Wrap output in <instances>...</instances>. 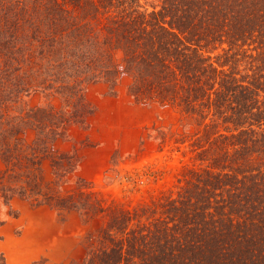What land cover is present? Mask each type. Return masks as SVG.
Wrapping results in <instances>:
<instances>
[{
    "label": "trees",
    "instance_id": "trees-1",
    "mask_svg": "<svg viewBox=\"0 0 264 264\" xmlns=\"http://www.w3.org/2000/svg\"><path fill=\"white\" fill-rule=\"evenodd\" d=\"M124 75L179 115L171 149L195 160L132 207L82 177L63 192L77 159L55 148L92 112L86 87ZM15 197L91 225L68 264H264V0H0V203Z\"/></svg>",
    "mask_w": 264,
    "mask_h": 264
},
{
    "label": "rangeland",
    "instance_id": "rangeland-1",
    "mask_svg": "<svg viewBox=\"0 0 264 264\" xmlns=\"http://www.w3.org/2000/svg\"><path fill=\"white\" fill-rule=\"evenodd\" d=\"M129 82L124 75L113 88L103 81L86 87L92 112L83 125L70 127L67 139L55 144L77 159L75 171L62 184L63 192L82 177L93 184L91 189L104 204L113 199L132 207L173 185L181 165L195 161L189 151L171 149L173 136L182 129L179 115L169 108L136 103L128 94ZM50 170L45 161L47 178ZM89 228L73 209L17 197L9 205L0 203V253L7 264H68L82 252Z\"/></svg>",
    "mask_w": 264,
    "mask_h": 264
}]
</instances>
